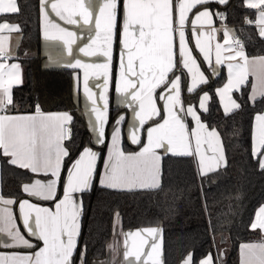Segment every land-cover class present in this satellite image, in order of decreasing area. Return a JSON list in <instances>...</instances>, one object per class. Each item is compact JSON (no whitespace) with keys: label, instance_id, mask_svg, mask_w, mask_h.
<instances>
[{"label":"snow or ice","instance_id":"snow-or-ice-1","mask_svg":"<svg viewBox=\"0 0 264 264\" xmlns=\"http://www.w3.org/2000/svg\"><path fill=\"white\" fill-rule=\"evenodd\" d=\"M212 2L227 5L229 0H123L120 20L121 0H102L95 7L92 0H40L46 41L62 43L67 55L73 57V45L83 37L63 25L86 28L87 42L79 52L85 57L105 58L103 63H88L73 57L63 64L83 70L89 128L95 144L108 148L102 175L97 172L100 152L92 146L84 145L73 159L68 147L73 143L70 113H46L39 104L33 114L10 113L14 107L13 89L22 84V76L20 64L9 63L15 59L9 40L10 34L20 33L21 28L0 20V157L33 174L34 179L22 184L27 197L54 205L44 207L30 199L17 201L0 193V249L29 250L0 252V264H76L77 259L79 264H88L87 246H80L83 197L93 190L98 175L102 188L154 190L161 187L162 161L169 154L194 158L201 179L227 167L219 131L201 118L202 112L209 111V93L203 92L198 106L186 105L182 95L185 88L191 94L209 84L190 46L189 29L195 37V49L203 55L212 75H218L219 66L227 62L228 81L216 90L225 115L241 107L232 92L240 90L249 74L258 81L253 83L249 99L253 103L257 97L264 99V56L248 57L244 42L225 23L226 14L212 13L205 7ZM244 6L256 10V19L245 17V24H254L264 38V0H244ZM19 12L17 0H0V17ZM214 15L221 21L220 28L214 26ZM221 32L223 43L217 39ZM117 39L121 47L115 90L134 114L136 123L128 132L130 142L140 148L134 153L125 152L122 146L123 116L116 120L110 142L106 143L107 93ZM50 63L59 61L50 58ZM182 70H187L190 82L182 80ZM90 76L103 77L102 85H96L103 89L98 95L89 85ZM75 79L79 90L78 73ZM255 119L252 156L264 171V114ZM14 205H18L19 216L13 211ZM116 220L119 223V213ZM250 227L264 232V207ZM159 232L158 228H146L125 234L126 264H162L160 244L156 242ZM182 264H197L193 253H188ZM198 264H216V259L208 253ZM241 264H264V238L241 245Z\"/></svg>","mask_w":264,"mask_h":264},{"label":"trees","instance_id":"trees-1","mask_svg":"<svg viewBox=\"0 0 264 264\" xmlns=\"http://www.w3.org/2000/svg\"><path fill=\"white\" fill-rule=\"evenodd\" d=\"M17 2L18 14L0 17L16 22L21 28L17 58L22 69V84L13 89L14 107L11 108L34 110L39 104L42 110H69L73 116V143L68 147L74 158L83 145L95 146L78 98L72 93L74 70L41 65L39 0ZM206 6L213 13L226 14V22L242 39L247 53H264V38L244 22L245 16L252 18L255 12L244 6V0H229L227 5L212 2ZM26 50L36 53L27 55ZM199 62L209 77V84L191 94L184 89L182 95L185 101L194 103L201 91L209 93V111L202 112L201 118L219 131L227 167L201 179L194 158L169 154L162 161L161 187L158 189L113 190L100 187L96 180L93 190L83 197L80 246H87L88 263L91 258L105 254L114 212L119 213L124 229L161 226L163 264H178L190 252L195 261L212 253L219 264H235L238 243L258 236L259 232L251 229L250 221L256 207L264 202V171L252 156L251 126L254 114L264 108V101L258 97L253 103L249 99L250 81L247 79L240 90L232 92L241 107L225 115L215 92L224 79V72L212 77L201 59ZM182 80L185 82V75ZM116 110L118 107L112 106L111 114ZM122 146L123 149L137 147L124 138ZM98 148L101 152L102 146ZM7 159L0 157V193L16 200L25 195L22 184L34 176L9 165Z\"/></svg>","mask_w":264,"mask_h":264},{"label":"crops","instance_id":"crops-1","mask_svg":"<svg viewBox=\"0 0 264 264\" xmlns=\"http://www.w3.org/2000/svg\"><path fill=\"white\" fill-rule=\"evenodd\" d=\"M92 3H93V6L95 7L96 5H99L100 3H102V0H92ZM205 7H207L212 12V10L208 6H205ZM193 11H195V9ZM122 14H123V0H121V4H120V20H122ZM253 17H254V19H256V10L254 12ZM191 18L192 17L190 16V19ZM0 20H6V19H0ZM7 21L9 23H11V24H17L14 21H9V20H7ZM213 21H214V26L216 28H220L217 25L218 22H219V19L217 17H215V15L213 16ZM60 23L63 25V22H60ZM39 26H40V43H39L38 52L41 55V65L43 67H64L63 64L66 61L73 60V57L82 59V60H84V61H86L88 63H103L104 62L105 58L103 56L97 55V56L85 57V56H83L82 53L79 52V47H83L84 44L87 42V37H88L89 33H88L86 28L85 29H81L78 26L63 25L65 27H68L70 30H72L74 32H77L78 35L83 37V39L77 41L76 45H73V48H74L73 57H69L67 55V52L64 50L62 43H53V42H50V41H46L44 39V35H43V22H42V17H41V12H40V0H39ZM228 28L231 29L230 26H228ZM205 30H207V25H205ZM256 31L258 33V29H256ZM5 35H8V33H5ZM188 36H189L190 46L193 48L194 55L196 56L198 62H199V59H201V61L203 62V55L201 53H199L198 50L195 49V37L192 35L190 29H189V32H188ZM20 38H21V34L20 33H11L10 34L9 47H10V52H11L12 55H14L15 59L12 60V61H9V63H19V60L17 58V46H18V44L20 42ZM202 39H203V37H202ZM217 39L221 43H223L224 37H223V33L222 32L217 34ZM215 42L216 41H213V44H215ZM120 47L121 46H120L119 40L117 39L115 41V43H114V46H113L114 59H113V69H112V81L110 83L109 91L107 93V96H108V121L109 122H108V126L106 128V132L109 134V136H108V141H106V143L110 142V133H111L112 127L116 123V120L120 116H123L124 117V122L121 125L123 138L128 143L132 144L130 142L129 138H128V132H129L130 126L132 124L136 123V121L134 120V114H133L132 109L129 108L126 105V103L124 102V97L122 95L118 94L116 92V90H115V82L118 79V73H119L118 62H119V55H120ZM244 50H245V48H244ZM35 53H36L35 50H26L25 51V54H27V55H33ZM245 53L248 55V57L250 59H252L254 57L264 56V53L263 54L251 55V54L247 53L246 50H245ZM50 58H51L52 61H59V63L58 64L57 63H50ZM214 60H215V54L213 53V61ZM233 63H235V62H233ZM203 64L207 67V70H208L209 74L212 77L217 76V75H212L211 69L208 68L206 63L203 62ZM202 70H203V68H202ZM182 71H183V73L185 75V83L190 82V79L187 76V70H182ZM221 71L224 72V79L219 85L216 86L215 92H216L217 89L222 88L228 81L227 62L224 65L219 66V73ZM77 73L80 76L79 90H77V82H76V79H75V76H76ZM178 74H180V73H178ZM205 74H206V72H205ZM21 76H22V69H21ZM248 79L250 81L248 97H250L251 94H252L253 83H257L258 84V81L256 80L255 76H253L252 74H249ZM102 83H103V77H100L99 79H97L95 76H90L89 85L92 88V90L97 93V95L103 89L96 87V85H98V84L102 85ZM185 90H186V88H185ZM203 92H207V91H201L199 93V95L197 96V98H196L194 103L193 102H189V101H185V104L187 105L188 103H191V104H194V105L198 106L199 98L203 94ZM72 93H73V96L75 98L76 97L78 98L79 105H80L81 110L83 112V115L85 117L87 128H88V130L90 132L92 143L95 146H92L90 144H85V145H90V146H92L94 148V150L100 152V148H98V147H100L102 145H96L95 144L93 133L91 132V130L89 128V123H88L89 122V115L87 114V108H86V104L88 102L86 101V98L84 96V91H83V70H81V69L74 70V72H73V75H72ZM216 96L218 98V101H219V104L221 106V109L224 112L223 106H222V104L220 102V98H219V96L217 94H216ZM232 98L234 99L233 95H232ZM263 101H264V99H263ZM100 103L102 104L103 102L101 101ZM112 106L118 107V110H116L114 112V114H111V112H110V108ZM42 111H44L46 113H61V112L70 113V111L67 110V109H65V110L64 109H61V110H42ZM34 112H35V109L34 110L21 111V110H16V109L10 108V113L11 114H33ZM258 114H264V108L261 111L255 113L254 116H253V119H252V126H251V151H252V148H253L254 130H255L256 124H257L255 117ZM189 125H190V127L193 126V122L190 120V118H189ZM80 150L78 151V153L75 155V157L73 159H75L76 156H78ZM139 150H140L139 146H137L136 148H133V149H124V151L128 152V153L138 152ZM107 153H108V148L106 146H102L101 152H100L101 159L98 161V166H97V172L99 174H101V175H102V173L104 171V161L107 159ZM195 165H196V169H197V172H198L196 160H195ZM34 178L35 177H33L31 179H34ZM99 179H100V175H98L97 178H96L98 183H99ZM30 180H28V181H26L24 183H28ZM4 197L5 198L14 199L13 197H9V196H4ZM22 199H30L33 203H38V204H40L41 206H44V207H53L54 208V205L51 202L38 201V200H35L34 198L27 197L26 194L24 196L16 199V200L20 201ZM261 207H264V202L259 204L256 207V209L254 211V214L252 216V219L250 221V225H251L252 222H254L256 220L257 213L259 212ZM13 211L17 214V216H19L18 205H14L13 206ZM116 213L117 212H114L113 217H112L111 234H110V238L108 239V241L106 243L105 254L103 256H101V257L91 258L88 264H126V262L124 260V256H123V253L125 251V248H124L125 234H127L129 232H135V231H138V230L146 229V228H158V229H160V232L156 236V242L160 244V252H161L160 259L162 260V264H163L161 226L159 224H157V225H143V226H138V227L124 229V228L121 227L120 217H119V223H117ZM21 230L23 231V229H21ZM256 230L259 232V234H258V236L256 238H253V239H250V240H243V241H240L238 243L237 256H236L235 264H241V245L247 244V243H258V242H260L262 240V238H264V232H261V230H259V229H256ZM143 235H144V237L146 239H149V241H151L152 238L147 237L146 233H143ZM128 244H129V247H131V245H132L131 239L128 241ZM113 248L115 249V251L112 250ZM13 251H17V252L23 253V252H26V251H29V250H26V249H0V252H13ZM187 254H185L183 256V258L180 259L178 264H182V261L187 256ZM207 254H205L202 257H200L196 261L197 264H198V261L200 259H202L204 256H206ZM76 264H79V260L78 259H77Z\"/></svg>","mask_w":264,"mask_h":264},{"label":"built area","instance_id":"built-area-1","mask_svg":"<svg viewBox=\"0 0 264 264\" xmlns=\"http://www.w3.org/2000/svg\"><path fill=\"white\" fill-rule=\"evenodd\" d=\"M245 17H248L249 19H251V20H253V21L255 20L254 17H252V18L249 17V16H245ZM225 23L227 24V26H229V24H228L226 21H225ZM217 25H218L219 27H221V21H220V20H219V22H218ZM251 26H253L255 29H257V27H256L254 24L251 25ZM236 36H237V35H236ZM237 37H239V36H237ZM239 39H241V38L239 37ZM241 40H242V39H241ZM216 264H219L217 260H216Z\"/></svg>","mask_w":264,"mask_h":264}]
</instances>
